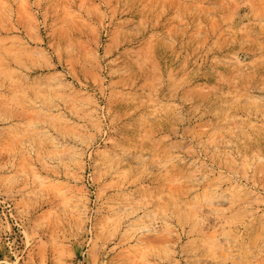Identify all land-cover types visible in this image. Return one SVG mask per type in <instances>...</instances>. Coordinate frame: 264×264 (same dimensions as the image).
Segmentation results:
<instances>
[{"label":"rangeland","instance_id":"obj_1","mask_svg":"<svg viewBox=\"0 0 264 264\" xmlns=\"http://www.w3.org/2000/svg\"><path fill=\"white\" fill-rule=\"evenodd\" d=\"M0 264H264V0H0Z\"/></svg>","mask_w":264,"mask_h":264}]
</instances>
